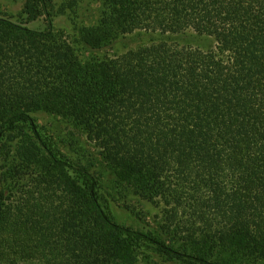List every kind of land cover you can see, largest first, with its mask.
<instances>
[{
  "label": "trees",
  "instance_id": "16d2710c",
  "mask_svg": "<svg viewBox=\"0 0 264 264\" xmlns=\"http://www.w3.org/2000/svg\"><path fill=\"white\" fill-rule=\"evenodd\" d=\"M93 2L0 14V264H264V0ZM99 164L157 229L115 219Z\"/></svg>",
  "mask_w": 264,
  "mask_h": 264
},
{
  "label": "rangeland",
  "instance_id": "374dc122",
  "mask_svg": "<svg viewBox=\"0 0 264 264\" xmlns=\"http://www.w3.org/2000/svg\"><path fill=\"white\" fill-rule=\"evenodd\" d=\"M56 7H64L66 10L70 8H76L79 14H86L88 8L93 6L95 3L93 0H55ZM23 0H0V14L7 18L28 25L29 27L36 28L42 27L44 24L43 17H40L34 21L26 20V17L22 14ZM84 16V15H83ZM73 17L71 13L56 14L54 17V23L59 30H70L73 24ZM135 43L133 40L126 38L117 43L114 47H107L103 52L113 54L114 52H122L127 48L134 47ZM38 121L46 125L48 133L57 138L60 142V148L63 153L72 155L74 147L69 144L67 138V129L64 127L62 122H59L56 118L42 114L38 116ZM64 141V142H62ZM62 142V143H61ZM6 149V148H5ZM97 163V162H96ZM95 168V167H94ZM96 170L100 172L102 181L107 188L112 192L111 200L114 207L113 215L115 219L129 227L137 229H157L161 212H158L157 208L145 200L140 199L138 196H132V190L130 187L126 188H114L113 177L111 172L108 171L103 165H96ZM148 258L141 259V264H178L171 260L154 254L153 252L146 256Z\"/></svg>",
  "mask_w": 264,
  "mask_h": 264
}]
</instances>
